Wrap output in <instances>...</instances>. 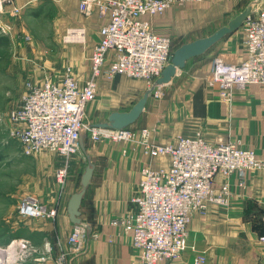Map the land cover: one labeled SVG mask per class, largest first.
I'll return each instance as SVG.
<instances>
[{"label": "crops", "instance_id": "crops-1", "mask_svg": "<svg viewBox=\"0 0 264 264\" xmlns=\"http://www.w3.org/2000/svg\"><path fill=\"white\" fill-rule=\"evenodd\" d=\"M46 1L55 5L58 33L66 27L85 29L84 39L79 40L82 44L65 47L68 59L63 55L65 63L70 62L76 78L84 84L91 75L93 46L100 39V28L107 22L108 14L103 15L97 5L90 13L79 12L81 0H12L8 6L11 9L13 4L14 9L22 10L21 16L24 14V18L31 19L39 15L37 10ZM257 1L178 2L163 14L148 17L153 29L171 37L172 57L182 45L212 37L227 28L203 52L186 59L172 80L165 83L159 101L161 133L154 136L158 143H173L179 135L191 136L201 131L209 143L233 140L256 150L258 155L264 154V84L235 87L232 96L227 98L207 82L215 57L221 56L231 63L245 59L244 25L241 22L236 26V23L245 11L256 8ZM2 17L8 21L5 14ZM34 58L37 59L33 57L31 64L24 62L26 58L17 63L22 92L27 81H24L25 75L34 83L44 80L38 81L42 72ZM63 76L64 71L57 81ZM118 76L111 82L99 78L98 89L108 87L109 83L120 85L124 79ZM153 113L146 111L130 124L136 133L132 141L103 139L95 142L84 135L80 149L71 157L48 149L35 152L29 160L36 172L34 192L28 194L35 193L46 208H56L57 215L31 218L24 225L17 206L25 194L20 195V189L9 195L2 192L0 198L4 199V205L8 203L6 209L9 207V210L0 212V257L5 256L0 263L35 264L39 251H44L45 237L67 248L68 236L80 221L89 226L90 235L85 251L71 264H139V251L133 245L132 235L112 220L136 211L133 198L140 191L141 169L145 164L153 167L170 164L168 156L147 157L143 152L142 135L137 129L153 125L155 130L158 122ZM67 161L69 173L61 187L56 182L55 171ZM226 179L233 191L231 203L227 206L211 204L205 213L195 212L188 226L187 250L180 258L160 264H194L200 253L207 257L205 264H264V242L259 239L264 233V169L250 171L245 186L238 184L236 175L217 176L218 183ZM15 239L19 243L9 248Z\"/></svg>", "mask_w": 264, "mask_h": 264}, {"label": "built area", "instance_id": "built-area-1", "mask_svg": "<svg viewBox=\"0 0 264 264\" xmlns=\"http://www.w3.org/2000/svg\"><path fill=\"white\" fill-rule=\"evenodd\" d=\"M10 1L0 0V6ZM192 1L200 0H81L82 12L90 13L97 5L109 17L92 49L91 75L81 84L68 68L61 81L46 78L41 83L27 82L19 103L9 112L12 134L23 153L33 155L49 149L71 157L80 149L82 131L88 132L95 142L132 141L136 133L130 128L114 129L85 122V107L96 98L101 77L125 75L151 83L160 76L171 61V37L155 31L148 17L163 14L174 3ZM255 7L243 22L245 59L231 63L221 56L214 58L207 82L223 97H231L235 87L264 84V0H258ZM84 35V27H70L65 38L79 41ZM141 135L145 156H168L170 164L153 167L148 163L142 167L140 191L133 198L136 211L113 219L112 223L132 235L139 264H160L180 258L187 250L188 226L195 212L205 213L211 204L231 203L229 180L218 183L217 176L236 175L238 184L245 186L250 171L264 169V154L258 155L256 150L233 140L209 143L200 131L191 136L179 135L175 142L166 144L153 142L147 128L142 129ZM68 173V161L56 168L55 178L61 187ZM18 214L54 218L57 209L46 208L39 198L27 195L18 203ZM89 235L85 222L75 224L68 247L60 245L62 252L54 259L52 245L46 241L36 264H67L69 256L85 251ZM259 239L264 242V233ZM206 260V255L200 253L194 264H205Z\"/></svg>", "mask_w": 264, "mask_h": 264}, {"label": "rangeland", "instance_id": "rangeland-1", "mask_svg": "<svg viewBox=\"0 0 264 264\" xmlns=\"http://www.w3.org/2000/svg\"><path fill=\"white\" fill-rule=\"evenodd\" d=\"M11 3L12 2H10V4ZM8 5V2H6L2 7L0 6V197L3 193H6V195L16 193L19 189L21 190L20 195L25 194V196H27L34 194L33 196H35V193L28 194L34 192L33 188L35 185L34 174H36V172L32 169V165H30L31 161H29L33 155H25L23 153L19 141L12 134L13 124L9 117V112L19 103L21 94L26 90L27 82L33 80H30L31 78L28 79L25 75L24 81H27L25 83V89L22 92L19 79L21 74H19V70H16V68H18L17 63H22V60L26 58L24 62L31 64L33 63V57H36L37 59L34 58L36 60L34 61L38 63V67H40V71L42 72V78L38 81L46 78L57 81L61 78L63 71L65 76L68 68L71 69V72L76 77L70 62L68 61V64L65 63L63 55L67 58L68 54L64 52V49L74 44H82V42L74 40L69 41L65 38L67 30L70 27L64 28L63 32H57L59 27L55 25V21L58 13L53 2H44L41 6L42 8L37 10L40 16L37 15L31 19L27 17L24 18V14L21 16L22 10L18 11L14 9L13 4L11 9ZM78 11H81L80 8ZM3 14L6 15L8 19L7 22L4 21L5 19L2 17ZM82 67L81 65V68ZM118 77L124 79V82L120 85L109 83L108 87L104 86L98 89L96 98L90 101L85 107L84 121L89 124H106L117 128L119 127V122H117V118H115L114 115L129 113L139 102L145 99L141 114L152 110L155 112L153 113L155 114L154 119L158 122L159 101L166 87L165 82L158 83V79L161 78V75L155 78L151 83L144 78L127 77L125 75H119ZM115 78L107 79V81H114ZM148 89H152V91L145 98V92ZM125 91L127 92L125 93ZM134 91H138V93L136 94ZM155 91H158V93L156 94ZM144 126L137 129L138 131L140 130L139 133H141L142 129H149L150 139L152 138L158 143L155 137L159 135L158 133H161L159 130V122L155 130L153 125L151 127L147 125V127ZM125 127L134 130L130 124ZM86 135L90 137L88 132H86ZM21 168H24L22 169L23 173H20ZM3 201L4 199L0 198V212L9 210V207L6 209L8 203L4 205ZM18 216L23 219L24 225H26L25 221L31 219L22 217L19 214ZM49 238L50 237L44 238L42 246L44 248L45 242L50 241L52 245V254L54 259H56L62 252L60 249L61 244H57L56 242L55 245L52 239ZM22 243L29 244L27 241H22ZM4 248L6 249V247ZM43 253L44 251H39L37 257L42 256ZM77 255L79 254L69 256L67 264H71L72 260ZM3 257L5 258V256L2 255L0 260H2Z\"/></svg>", "mask_w": 264, "mask_h": 264}, {"label": "water", "instance_id": "water-1", "mask_svg": "<svg viewBox=\"0 0 264 264\" xmlns=\"http://www.w3.org/2000/svg\"><path fill=\"white\" fill-rule=\"evenodd\" d=\"M248 14H249V11H245V13L242 14V16L239 18L238 22L236 23V26H237V24L244 22V19L246 18V16ZM234 27H235V25L233 26V28ZM226 30H227V28H223L219 32H217L215 35H213L212 37L196 40L192 43L182 45L180 48H178L175 51V53L173 54V57L171 60L172 63L168 64L165 67V69L163 70V72L161 74V78L158 79V83L169 82L172 79V77L177 73V69L182 68L184 66L186 59L203 52L209 45H211L216 39H218ZM151 91H152V89H148L145 92V98L148 96V94L151 93ZM144 101H145V99H143L141 102H139V104L133 110H131L129 113L115 114L114 117L117 118V122H119V127H117V128L115 126H109L106 124H96L95 123L93 125L100 126V127H109V128L115 127L114 129L123 128L126 125L133 123L139 117V115L141 114L142 106L144 105ZM116 125H117V123H116ZM84 135H86V132L82 131L81 132V138H80V145L83 141ZM79 222L80 221H77L75 224H77Z\"/></svg>", "mask_w": 264, "mask_h": 264}, {"label": "bare ground", "instance_id": "bare-ground-1", "mask_svg": "<svg viewBox=\"0 0 264 264\" xmlns=\"http://www.w3.org/2000/svg\"><path fill=\"white\" fill-rule=\"evenodd\" d=\"M136 140V139H135ZM137 141V140H136ZM22 241V240H21ZM17 243H19L18 242V240H14L13 242H12V244L10 245V247L9 248H11V247H13L14 245H16ZM0 253H2V252H0Z\"/></svg>", "mask_w": 264, "mask_h": 264}]
</instances>
